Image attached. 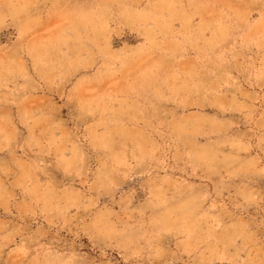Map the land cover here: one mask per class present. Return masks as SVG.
I'll return each mask as SVG.
<instances>
[{
	"label": "rangeland",
	"instance_id": "rangeland-1",
	"mask_svg": "<svg viewBox=\"0 0 264 264\" xmlns=\"http://www.w3.org/2000/svg\"><path fill=\"white\" fill-rule=\"evenodd\" d=\"M0 264H264V0H0Z\"/></svg>",
	"mask_w": 264,
	"mask_h": 264
}]
</instances>
